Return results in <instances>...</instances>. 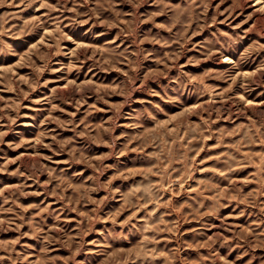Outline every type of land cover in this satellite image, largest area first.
Segmentation results:
<instances>
[{
  "label": "rangeland",
  "instance_id": "374dc122",
  "mask_svg": "<svg viewBox=\"0 0 264 264\" xmlns=\"http://www.w3.org/2000/svg\"><path fill=\"white\" fill-rule=\"evenodd\" d=\"M0 264H264V0H0Z\"/></svg>",
  "mask_w": 264,
  "mask_h": 264
},
{
  "label": "bare ground",
  "instance_id": "6f19581e",
  "mask_svg": "<svg viewBox=\"0 0 264 264\" xmlns=\"http://www.w3.org/2000/svg\"><path fill=\"white\" fill-rule=\"evenodd\" d=\"M258 4H260V2Z\"/></svg>",
  "mask_w": 264,
  "mask_h": 264
}]
</instances>
